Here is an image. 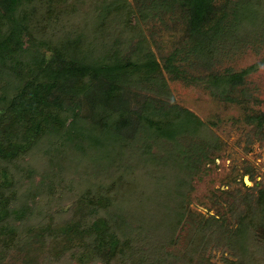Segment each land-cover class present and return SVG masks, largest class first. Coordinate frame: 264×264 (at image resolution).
<instances>
[{"label": "rangeland", "instance_id": "obj_1", "mask_svg": "<svg viewBox=\"0 0 264 264\" xmlns=\"http://www.w3.org/2000/svg\"><path fill=\"white\" fill-rule=\"evenodd\" d=\"M115 2L33 1L30 29L23 35L25 60L50 66L59 49L94 63L155 57L161 71L124 85L128 108L174 105L205 126H199L200 135L188 131L171 141L155 137L131 113L135 125L117 131L121 113L115 117L99 99L77 97L90 139L71 137L63 144L59 133H47L28 153L0 160L3 194L10 205L27 209L15 220L23 238L0 245V264H264V242L256 239L257 234L264 239V227L250 235L244 260L237 256L239 230L246 234L243 242L252 233V227L246 233L239 226V216L249 205L257 210L264 188V0H215L220 27L204 47L191 38L176 0H127L125 10ZM170 56L179 74L163 67ZM241 71L243 82L225 92L210 83L215 74ZM10 75L8 70L0 79V93L1 85L12 83ZM60 95L67 105L71 96ZM176 176L186 183L175 184ZM78 212L112 219L125 243L117 260L109 262L107 250L98 254L94 242L59 255L44 239L24 234L27 222H42L46 213L66 222Z\"/></svg>", "mask_w": 264, "mask_h": 264}, {"label": "trees", "instance_id": "obj_2", "mask_svg": "<svg viewBox=\"0 0 264 264\" xmlns=\"http://www.w3.org/2000/svg\"><path fill=\"white\" fill-rule=\"evenodd\" d=\"M33 1L46 3V0H0V79L5 80L8 70L13 79L12 83L1 85L0 160L10 161L28 153L47 133H59L62 138H66L63 144L71 137L90 139L91 136L87 134L80 121L81 102L76 98L81 95L87 96L88 99H99L105 108L111 112L114 110L112 115L115 117L121 113L123 116L120 114V120L114 125L117 131L125 125L134 126L135 122L129 115L135 113L140 124L161 139L176 141L178 134L188 131L193 133V136L201 134L198 129L203 122L196 114L185 108H182L184 114H180V107L174 105L169 106L168 110H164L163 107L152 110V104H147L148 106L146 105L141 112L137 110L132 112L128 108V99L124 97V85L144 76L147 79L152 78L153 73L161 71L162 65L155 57L150 58L146 55L143 60L138 58L137 61L129 57L126 59L117 57L110 62L100 60L94 63L74 57L72 54L68 56V53L59 49L56 51L58 60H51L50 66L44 67L41 64L44 60L41 62L34 58L25 60L27 50L24 47L23 35L30 29L29 23L34 13L32 11L34 9L30 10V5H34ZM115 1L116 9L127 8V0ZM176 2L181 5L191 38H195L200 46L204 47L206 43L204 40L208 38L209 33L210 35L212 32L217 33L220 27L221 20L217 18L215 0ZM214 20L216 21L213 22ZM207 26L209 27L206 28ZM163 67L170 73L180 72L174 56L166 58ZM245 74L246 71L215 74L210 83L225 92L229 86L243 82ZM163 83L162 85L166 86V82ZM58 93L71 96L67 105H64V100ZM95 95L97 96L94 97ZM255 118L261 122L263 120L261 116ZM103 124L106 127L105 122ZM104 132L113 134L112 129L110 131L105 129ZM102 143V140H99V146ZM145 146L149 148V145ZM3 175L7 177L6 173ZM174 181L179 185L186 183L179 177ZM160 184L164 187L170 186L162 182ZM2 190L3 188H0V245L7 247L23 238L20 226L15 220L25 217L27 209L10 205V198L8 199L7 193L3 194ZM149 197L147 195V198ZM99 202L104 203L102 200ZM249 202L248 197L246 203ZM257 203V210H250L252 207L249 205L247 213L239 216V226L240 224L244 226L246 233L248 227H252L250 229L252 233L246 236L244 242L246 234L239 235L242 227L237 234L239 245L237 256L242 260H244L242 256L249 253L251 243L247 242L251 240L250 235L254 233L256 237V232L260 227H264V188L260 190ZM31 212L36 213L34 210ZM78 213L79 215L74 218L66 219V222L53 221L46 213L47 218L42 222H27L24 234L32 239H44L59 255L73 252L77 247V251L89 248V243L94 242L98 254L107 250L103 254L109 257V262L117 260L124 251L125 243L115 231L112 219L107 215L86 218L81 212ZM223 226L225 225L220 224V227ZM198 234L201 235V232ZM257 237L260 243L264 242L263 237H259L258 234ZM55 246L56 249H53ZM92 259H96V255Z\"/></svg>", "mask_w": 264, "mask_h": 264}]
</instances>
